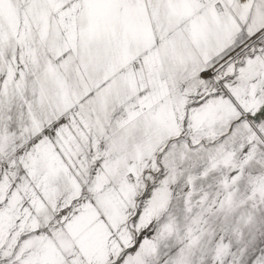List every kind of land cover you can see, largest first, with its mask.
<instances>
[{
    "label": "snow or ice",
    "instance_id": "1",
    "mask_svg": "<svg viewBox=\"0 0 264 264\" xmlns=\"http://www.w3.org/2000/svg\"><path fill=\"white\" fill-rule=\"evenodd\" d=\"M0 264H264V0H0Z\"/></svg>",
    "mask_w": 264,
    "mask_h": 264
}]
</instances>
